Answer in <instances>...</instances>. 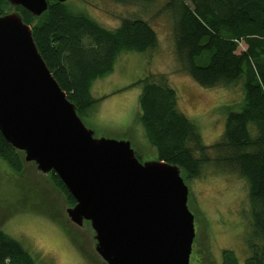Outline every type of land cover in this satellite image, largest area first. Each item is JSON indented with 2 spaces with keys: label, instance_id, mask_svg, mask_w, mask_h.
I'll use <instances>...</instances> for the list:
<instances>
[{
  "label": "trees",
  "instance_id": "trees-1",
  "mask_svg": "<svg viewBox=\"0 0 264 264\" xmlns=\"http://www.w3.org/2000/svg\"><path fill=\"white\" fill-rule=\"evenodd\" d=\"M5 7V0H0V15ZM164 7L172 18L179 68L200 87L241 83L244 94L236 106L225 108L221 140L206 147L194 125L178 110L176 92L168 80L148 75L131 85L141 88L137 121L142 136L159 160L184 170L185 180L198 178L211 163L208 150L214 152L218 170L244 180L249 218L244 264H264V0H167ZM17 11L31 26L38 51L83 119L102 99L93 96V84L112 73L118 56L146 53L157 44L153 29L140 19H122L109 30L66 2L54 0H48L47 11L38 18L20 8ZM240 42L246 48L237 53ZM0 160L12 172H21L18 157L1 134ZM50 178L67 202L75 204L58 176L52 172ZM222 257L223 264H237L231 251ZM0 264L36 261L0 229Z\"/></svg>",
  "mask_w": 264,
  "mask_h": 264
},
{
  "label": "water",
  "instance_id": "water-1",
  "mask_svg": "<svg viewBox=\"0 0 264 264\" xmlns=\"http://www.w3.org/2000/svg\"><path fill=\"white\" fill-rule=\"evenodd\" d=\"M5 2L0 15V134L19 159L18 175L27 172L30 184L48 194L60 210L53 222L91 264L94 259L98 264H190L192 244L203 236L194 222L203 224L204 217L190 206L184 170L158 158L144 159L128 135L101 134L80 117L17 11L38 18L47 11L48 0ZM52 172L75 204L53 185ZM80 238L87 252L90 246L89 255Z\"/></svg>",
  "mask_w": 264,
  "mask_h": 264
},
{
  "label": "rangeland",
  "instance_id": "rangeland-1",
  "mask_svg": "<svg viewBox=\"0 0 264 264\" xmlns=\"http://www.w3.org/2000/svg\"><path fill=\"white\" fill-rule=\"evenodd\" d=\"M166 1L66 2L69 7L83 12L106 29L114 30L122 19H140L156 34L157 44L152 51L121 53L112 73L93 84V96L102 99L89 113L88 119H85L101 134H108L110 137L128 135L132 145L144 159H157V154L142 136L137 121L141 88L132 87L133 83L148 75L164 76L176 92L178 110L194 125L200 135L201 145L206 147L221 140L225 108L236 106L244 94L241 83L227 87H200L179 68L175 58L172 18L164 7ZM245 48L244 43L240 42L237 53ZM207 154L212 161L204 167L202 174L196 179L185 180L189 186L190 206L204 217L203 224L194 222L195 228H200L203 236L192 244V250L198 253L199 262L190 260V264H223L222 256L225 251L234 253L237 264H244L248 256L244 236L249 231V218L245 215L247 185L239 175L218 170L213 163V151L208 150ZM25 171L31 170L28 167ZM27 174L13 173L0 160V229L19 242L36 264H91L88 256L78 250L64 229L53 222L56 211L60 210L56 209L57 206L55 207L47 193L30 184ZM44 180L47 182L46 178H40L44 185L51 188ZM48 206H51L50 212L47 210ZM80 243L84 247V238H80ZM84 250L88 254L91 248L89 246L88 252L85 247ZM94 262L98 264L95 259Z\"/></svg>",
  "mask_w": 264,
  "mask_h": 264
},
{
  "label": "flooded vegetation",
  "instance_id": "flooded-vegetation-1",
  "mask_svg": "<svg viewBox=\"0 0 264 264\" xmlns=\"http://www.w3.org/2000/svg\"><path fill=\"white\" fill-rule=\"evenodd\" d=\"M194 250V249H193ZM192 250V257H191V262L193 261V262H198V258H197V256H198V253L197 252H195V250L193 251Z\"/></svg>",
  "mask_w": 264,
  "mask_h": 264
}]
</instances>
